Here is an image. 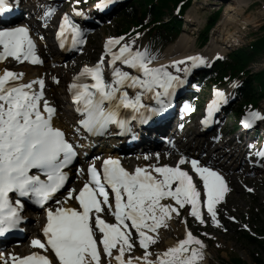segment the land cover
<instances>
[{"label": "snow or ice", "instance_id": "6c2138e0", "mask_svg": "<svg viewBox=\"0 0 264 264\" xmlns=\"http://www.w3.org/2000/svg\"><path fill=\"white\" fill-rule=\"evenodd\" d=\"M113 2L100 0L97 8L102 11ZM13 3L18 6L19 0H0V14L11 10ZM75 3L79 4L80 0ZM54 11L48 7L43 15L49 18ZM73 12L76 16H86L80 9ZM67 30L71 31L72 47L86 43L80 25L65 13L56 34L61 48L65 47ZM0 46V61L12 57L43 64L27 27L0 30ZM116 46L118 51H113ZM105 56L110 57V79L104 76ZM155 59L148 49L135 47L134 39L108 38L100 60L93 66L83 67L68 85L81 117L75 132L103 135L112 124L131 132L130 121L147 124L172 105L177 89L187 82L190 72L208 63L200 55L172 61L170 66H153ZM23 75L8 69L0 72V237L19 228L24 219L21 215L24 202L30 201L46 212L43 239L34 238L31 245L43 253H54V257L40 251L25 256L11 254V264H199L205 245L190 230L184 239L163 252L153 253L150 246L157 243L159 229L167 227L168 221L173 215L179 216L182 209L190 208V215L202 225L207 223L206 209L213 224L221 226L218 205L230 191L222 172L210 163L185 156L175 165L147 164L129 171L118 158L108 157L99 169L94 163L88 165V179L78 191L68 189L58 198L56 194L69 177L66 169L79 156L78 145L54 126L57 109L45 98V79L23 83ZM52 79L59 83L58 77ZM129 88L134 90L133 95L129 94ZM145 96L154 104L144 103ZM216 97L209 105L204 123L210 121L219 103H227L224 93L217 92ZM122 109L129 111L122 115ZM184 111L194 109L185 104ZM258 118L264 119L250 111L245 117V126L250 127ZM256 155L260 158L256 163L264 167V151ZM185 164L190 169L182 167ZM76 171L79 175L84 169ZM193 173L202 182L203 199ZM73 199L78 206H64ZM105 211L115 222L103 218ZM182 222L186 224V218ZM137 247L143 249L142 255L133 254ZM2 264H9L8 259Z\"/></svg>", "mask_w": 264, "mask_h": 264}, {"label": "rangeland", "instance_id": "374dc122", "mask_svg": "<svg viewBox=\"0 0 264 264\" xmlns=\"http://www.w3.org/2000/svg\"><path fill=\"white\" fill-rule=\"evenodd\" d=\"M225 1L228 2V0ZM251 1L253 3L249 9L240 15H236L238 22L235 25L231 28L227 27L226 30L225 27L220 29V22H217L211 31V39H216L215 45L224 54H228L234 49H237V47L243 49L248 48L257 38L264 35L261 30L264 27V0ZM217 2L216 0H192L191 8L186 12V15L193 18V20L191 18L188 20L184 16L186 24L184 26L185 32L182 36L188 38L190 45L193 46L191 50L192 53H198V45H196L197 35L207 24L210 17L219 11L218 7L210 5V3ZM218 3L221 4V1ZM68 4L77 5L75 0L68 1ZM226 5L227 3L225 2V6ZM82 6L86 7V5ZM90 9L91 8H89L88 11H90ZM171 13L172 14L167 13L166 20H168L171 15H174L173 12ZM225 14L226 10L221 11L220 19H222ZM116 21L117 19H112L98 26L96 31H93L91 46L88 53L81 57L77 56L73 58L72 61H69L68 65L72 62H78L77 65L70 69L69 66L64 65V67L61 68V74H67L68 77H71L81 64L93 63L97 60L98 54L101 52L102 41L107 37H114L118 34L115 30ZM191 21L194 23V26L189 24ZM245 23L247 25H245ZM228 32L231 33V37L226 36ZM133 39L135 40L137 48L140 50H144L145 48L148 49L150 54L156 58L153 63L158 62L167 53L168 49H170L168 47L164 49L162 46H156L154 40L148 37V35ZM213 57L212 55L209 58ZM249 69L251 73H259L264 70V53L257 58L256 62L253 63ZM29 71L30 70H28V72ZM26 76L27 74L23 77L28 83L31 80L28 79L29 76ZM64 85L62 89L61 87H50L49 90L52 95H56L59 93V90L64 89ZM231 87L230 95L232 96L234 95L233 90L236 84L234 86L233 83ZM208 97L209 92L202 90L201 96L198 99H207ZM64 106L68 107L63 103L61 107L64 109ZM259 106L262 109L264 108V100ZM233 116L235 115L231 113L229 116L230 121L225 127L226 129H231L235 125L236 122ZM233 122L234 125H231ZM243 162H245L244 159L241 160V164ZM233 171L235 172L231 174L228 173L229 175H227L230 178V182H228L230 191L226 193L223 202L218 205V219L220 220L221 226L214 225L209 215L205 218L207 223L202 225L199 221H194L193 217L189 215V211L185 213L181 211L179 216H175L168 221L167 227H161L157 243L150 246V251L153 253L163 252L166 250L165 240L167 238H172V241L176 244L179 240L185 238L184 230L186 229L190 230L201 239L205 245L203 249V259L199 261V264H232V258L234 257L241 258L247 264H259L257 263L258 260L264 261V251L262 248L258 244L250 243L243 235V233H245L252 238L257 237L259 225L264 222V173L253 171L245 175V173L237 172L236 167ZM74 185L75 181L73 180L68 189H72ZM244 187L253 189L252 193H248ZM198 188L203 195V187L198 186ZM230 217H234L235 219H230ZM185 218L187 220L186 224L182 222ZM31 226H36V221H33V225ZM204 233H207V235H204ZM133 254L142 255L143 250L137 247Z\"/></svg>", "mask_w": 264, "mask_h": 264}, {"label": "trees", "instance_id": "16d2710c", "mask_svg": "<svg viewBox=\"0 0 264 264\" xmlns=\"http://www.w3.org/2000/svg\"><path fill=\"white\" fill-rule=\"evenodd\" d=\"M179 3H184L181 8L183 15L192 4V0H132L131 6L122 13V18L118 22V32H127L134 26L143 30L150 29V34L153 35L159 45L166 47L172 43L178 34L181 32L182 21L171 16L168 22L164 21L167 13L177 8ZM220 17V12L210 18V22L201 32L199 42L203 45L208 40L209 30L214 26ZM264 34V27L261 29ZM264 53V35L257 38L248 48L233 53L230 57L222 62L217 63L214 74L220 76V82L215 81V84L222 83L221 77L227 78L229 73L233 76L244 74L246 76L242 93V101L239 103V109L243 106H257L261 101L264 93V71L256 74H251L247 68L251 63ZM264 214V212H263ZM258 236L263 239L252 238L243 233L250 243L258 244L264 251V222L259 225L257 230ZM259 264H264V261H259ZM232 264H247L238 257L232 258Z\"/></svg>", "mask_w": 264, "mask_h": 264}, {"label": "bare ground", "instance_id": "6f19581e", "mask_svg": "<svg viewBox=\"0 0 264 264\" xmlns=\"http://www.w3.org/2000/svg\"><path fill=\"white\" fill-rule=\"evenodd\" d=\"M226 3H227L226 7L228 6L227 9H226V14L219 21L220 22L219 27H220V29L225 27V29L227 30V27L231 28L233 25H235L238 22V20L236 19L237 18L236 15H240L243 12H245L247 9H249L253 2L251 0H228V2H226ZM210 4H212V3H210ZM218 5H225V2L224 3L221 2V4L218 3ZM26 8H28V5L25 4V9ZM190 18L191 17H188V20ZM49 20H50V18H49ZM245 25H247V24L245 23ZM226 36H228V37L230 36L231 37V33L228 32L226 34ZM215 43H216V39L213 38L205 48L201 49L200 51H198V53L195 54V53L191 52L193 46L190 45L188 38H185L184 36H181L180 39L177 41V43H175L174 45L169 47L170 49H168L167 53L158 62L153 63V66H159V65H168V66H170L172 61H179V60L184 59L185 57L195 56V55H200V56H203L205 59H208L212 55L215 56V55L219 54V48L216 47ZM50 50H51V47L49 48V51ZM55 57H56V61L57 62H60V61L63 60V57L59 56L58 54H56ZM77 62L76 63L72 62L71 64L69 63L70 64V65H68L69 69L72 68L73 66L77 65ZM118 66H120V65H118ZM182 66L183 65H181V67ZM104 67H105V64H104ZM22 68H24V71L27 72V74H28V70H30L29 72L34 71V69H35V71H37L36 75L28 77L29 80H30V78H32L33 80L34 79L36 80L38 77L39 78L42 77L44 79H46L48 77H51V80H53L52 79L53 77L61 78V81H59V83H56V87L57 88L61 87V89L63 87V84L66 83V79L69 80V78H70V77L67 76V74L66 75L65 74H63V75L61 74V68L58 69L59 72L57 71V69L56 70L54 69V71L50 72L48 70V68H49L48 66L46 68H40V67L31 68L29 66H23ZM105 68L107 70V74H108L109 78H111L110 77L111 68H110L109 64ZM0 69H1V72H2V70L6 69V67L4 65H0ZM125 70L132 71L131 69H127L126 67H125ZM169 70L175 72L174 68L169 67ZM22 82H26L24 77H22ZM53 83L54 82L52 81L51 84L53 85ZM45 92L48 94L49 99L51 100V103L53 105L59 107V108H62L61 105L63 103H67L68 102L67 98L64 96L65 92H63V90H59V93L56 94V95L49 94L48 90H45ZM133 94H134V90L132 89V94L131 95H133ZM147 98H148L147 96L144 97V99H147ZM72 117L73 116L70 114L69 108H67L66 110H63V108H62V110L60 109L59 116L55 120L56 126L61 127V128L63 126L66 129H68V131L73 130L74 128L72 126V124H73ZM181 139H182V137H180L178 140L180 141ZM98 149L99 150L102 149L107 154L115 151L113 149V147H111L110 144H108L107 142L106 143L105 142L99 143L97 145L96 150H98ZM163 150L168 151L170 153L162 154L161 158H158V160L156 158L154 160V162L155 161L158 162V161L162 160L163 162L167 163L168 165H175L178 160L175 159L174 155L177 156V154L174 153V155H171V153H173V152L170 149H166L165 148ZM117 154H119V153H117ZM216 155H218L219 157H222L224 159L228 158V160L229 159L235 160L234 163L239 162V164H241V160H243V159H244L245 162L247 161L244 156L240 155V156L236 157V150H234V148L231 149V150H226V151L214 153L212 155V157L213 158L217 157ZM135 160H138V159L136 157H130L129 159H126V161H128V162H135ZM147 160H149V159H147ZM139 161H141V159H139ZM154 164H156V163H154ZM235 167L236 166H234V167L225 166V167H221L220 169L222 171V174L224 175V173H231V171L235 170ZM188 169H190V167ZM253 171L259 172L256 169H253V170L249 169L248 173L253 172ZM248 173H245V174H248ZM193 175H194V173H193ZM75 176H77V174H75ZM225 179H226L227 183L230 182V180L227 177ZM67 185H68V183H67ZM167 203H170V202H167ZM189 215H190V211H189ZM30 217H32V216H30ZM36 217L40 218L39 215L36 216ZM174 217H175V215H173V218ZM111 222H113V221H111ZM184 232L186 233L185 230H184ZM174 245H175V242L172 241V238H169V239L167 238L165 240V248L166 249L169 248V247H172Z\"/></svg>", "mask_w": 264, "mask_h": 264}]
</instances>
